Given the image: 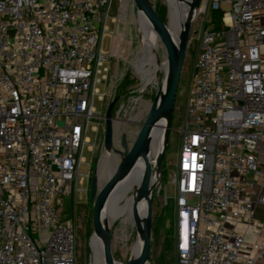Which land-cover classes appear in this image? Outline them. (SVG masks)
Returning a JSON list of instances; mask_svg holds the SVG:
<instances>
[{"label": "built area", "instance_id": "built-area-1", "mask_svg": "<svg viewBox=\"0 0 264 264\" xmlns=\"http://www.w3.org/2000/svg\"><path fill=\"white\" fill-rule=\"evenodd\" d=\"M115 2L125 7L126 0H0V264H77L75 220L68 225L58 208L90 179L81 174L92 167L83 152L95 147L91 122H105L96 102L105 100L104 40L120 29V20L114 32L109 26ZM199 2L173 180L177 264H264V224L255 217L264 195L254 202L247 182L259 173L264 142V0ZM117 99L113 124L134 122L141 97ZM118 139L114 129V150Z\"/></svg>", "mask_w": 264, "mask_h": 264}, {"label": "rangeland", "instance_id": "rangeland-1", "mask_svg": "<svg viewBox=\"0 0 264 264\" xmlns=\"http://www.w3.org/2000/svg\"><path fill=\"white\" fill-rule=\"evenodd\" d=\"M151 4L156 10L162 9L164 15V22L169 24V29L174 35L173 27L169 18V6L167 0H151ZM112 16H114V22H109L110 30L114 32L117 22L120 20V29L118 32L104 40V51L108 57V63L105 64L108 73L107 79L104 85L100 87L103 94H105V100L101 104L96 102V108L98 114L102 116L106 115L107 109L111 104L113 96L116 99L119 97H141L140 112L134 122H131L127 126V133H122L119 136L115 150L124 151L121 147V140L124 135L127 136V142L130 144L134 138L138 135L142 123L145 121L151 105L154 101L155 91L158 88L160 81H162V75L167 62V53L165 47L160 42L159 37L156 35L158 41L157 47H155L156 55L159 61V72L153 85L143 92V94L137 90L142 86V82L134 70V64L136 58L141 50L143 41V34L141 31L140 18L136 13L132 11L127 5L123 9H120V3H114ZM139 18V19H138ZM196 26L193 25L191 30V44H189L186 54V60L184 63L183 73L178 91V97L176 101L175 113L172 121V130L169 137L168 148L165 155L163 174L161 183L167 187L168 198L165 197V193L158 192V179L155 184L152 199L153 208V239L152 248L150 254V264H177L176 253V214L174 197L176 196L175 185H173L174 175L177 171L179 149L181 145L180 133L178 130L182 127V116L185 111L186 98L190 89L192 72L194 68V62L198 53V42L195 40L194 31ZM190 43V42H189ZM118 85V90L115 94V86ZM99 127V133L97 135L92 128ZM106 123L99 121H92L89 127V133L87 139L90 145H95L93 152L88 151V147H85L83 152V158L87 164H91V169L87 166L81 167V174L87 176L90 174L88 181L78 183L70 196L60 199L62 206H59L58 213L62 215L64 221L68 225H74L78 235V247H77V264H90V249L89 239L93 232L92 215L94 200L92 199V189L94 179H96L97 195L101 191L102 187L106 184V180L111 176L117 166L116 161L109 159L102 148V144L105 137ZM130 134V135H128ZM96 139V140H95ZM119 157V155H115ZM93 158V159H92ZM154 168H156L157 157H152ZM154 169V171H155ZM98 178V180H97ZM156 189V190H155ZM141 212L139 207L137 210L138 218ZM117 221L114 227H112V240L115 246V260L127 263L131 256L128 251L133 245V240H136V229L138 224V218L135 224L129 222H123V216L117 214ZM134 227V230L132 229ZM92 245V240H91Z\"/></svg>", "mask_w": 264, "mask_h": 264}, {"label": "water", "instance_id": "water-1", "mask_svg": "<svg viewBox=\"0 0 264 264\" xmlns=\"http://www.w3.org/2000/svg\"><path fill=\"white\" fill-rule=\"evenodd\" d=\"M192 5L191 13H189L183 22L179 32V38L176 39L169 29V24H166L157 11L151 4V0H126V5L134 11L137 17L146 20L152 27L156 35L163 41L167 53V69L163 74L162 81L158 92L154 97L149 113L142 123L138 135L129 144L127 137L124 135L121 140V147L124 151L113 149L114 140V124L113 112L118 99L112 101L109 105L105 123L106 131L104 137V148L107 152H114L119 155V162L111 176L106 180V184L102 187L97 195L96 179H94L92 189V199L94 200L92 225L93 232L89 239L90 264H92V249L91 240L96 238L99 242L105 239L104 248L110 254V264L115 263L114 250L115 246L111 239V228L106 216L107 208L110 201L118 189L124 182L129 170L131 169L135 159L139 154L144 156L147 154L145 149L151 144H158L159 140L162 143L161 152L157 156L155 173L158 182L161 181L163 174V165L166 151L168 148L169 137L171 136L172 121L176 108L179 86L183 73L184 63L186 60L187 49L190 40L192 25L195 20L196 10L199 6V0H195ZM138 18V19H139ZM153 168L148 167L142 180V192L145 198L151 194L150 183ZM148 218V219H147ZM147 221L148 227V245L145 254V264H150V254L153 239V208H149L146 204L143 213V218ZM147 219V220H146ZM134 230V227L132 228ZM137 241L133 240V246ZM103 245V244H102ZM139 262V261H138ZM140 263V262H139Z\"/></svg>", "mask_w": 264, "mask_h": 264}, {"label": "bare ground", "instance_id": "bare-ground-1", "mask_svg": "<svg viewBox=\"0 0 264 264\" xmlns=\"http://www.w3.org/2000/svg\"><path fill=\"white\" fill-rule=\"evenodd\" d=\"M195 0H167L169 6V18L171 26L174 30V37L176 39L179 38V32L185 20V17L191 13L192 5ZM141 31L143 34V41L141 45V50L136 58L134 64V70L137 73L138 77L142 82V86L137 90L143 94V92H147V90L153 85L156 80V77L159 72V61L156 55L155 47L158 45V41L156 39L155 32L153 31L151 25L144 19L140 18ZM160 39V38H159ZM160 42L163 44V41L160 39ZM165 47V46H164ZM166 50V49H165ZM167 69V62L165 64V68L163 71ZM163 76V75H162ZM161 85V81L156 89V93L158 92ZM147 89V90H146ZM155 93V95H156ZM140 94V93H139ZM140 94V95H142ZM155 97V96H154ZM140 98V97H139ZM140 99H137L139 101ZM136 101V100H135ZM129 126L128 123H115V142L116 139L127 129ZM162 143L159 140L158 144L153 143L150 144L145 151L147 154L144 156L142 153L137 156L135 162L133 163L131 169L129 170L126 179L122 184L118 187L116 192L114 193L110 204L107 208L106 216H108V221L111 228V239H112V227L115 226L117 221V214H121L123 218V222H129L130 224H135L138 214L137 210L141 205V212L138 218V224L136 229V240L137 243L135 246H132L128 251L131 253L129 261L127 263L122 260L116 261L114 264H145V254L148 245V227L147 221L144 222L143 213L145 210L146 204L149 208H152V199H153V191L155 188V184L157 181V176L154 171V164L152 157L155 158L158 156L159 152H161ZM106 155L109 156V159L112 161H116L118 163L120 157H115L114 154L106 152ZM148 167L153 168L151 183H150V191L151 194L148 198H145L142 192V180L143 176ZM98 180V178H97ZM148 219V218H147ZM146 219V220H147ZM106 240L102 239L100 242L96 239H92V264H110V259L107 250L104 248V242ZM103 244V245H102ZM140 263H139V262Z\"/></svg>", "mask_w": 264, "mask_h": 264}, {"label": "crops", "instance_id": "crops-1", "mask_svg": "<svg viewBox=\"0 0 264 264\" xmlns=\"http://www.w3.org/2000/svg\"><path fill=\"white\" fill-rule=\"evenodd\" d=\"M258 170H259L258 175L251 173L247 177V182L251 184L250 194L254 202H256L261 196L264 195V142L262 145V149L258 154ZM255 217L260 223L264 224L263 206L261 205L256 206ZM242 231L244 232L245 229H242ZM246 240L249 243L256 241L253 229L247 232Z\"/></svg>", "mask_w": 264, "mask_h": 264}, {"label": "trees", "instance_id": "trees-1", "mask_svg": "<svg viewBox=\"0 0 264 264\" xmlns=\"http://www.w3.org/2000/svg\"><path fill=\"white\" fill-rule=\"evenodd\" d=\"M162 9H156V11H157V13H158V15L161 17V19L164 21V15H163V12L161 11ZM221 18H222V13H220V12H215L214 14H213V24H214V28L216 29V30H220L221 28H222V22H221ZM124 133H127V129L124 131ZM128 135H130V134H128ZM120 160V159H119ZM119 162V161H118ZM174 205H175V203H174ZM140 208H142L141 207V205L139 206Z\"/></svg>", "mask_w": 264, "mask_h": 264}]
</instances>
